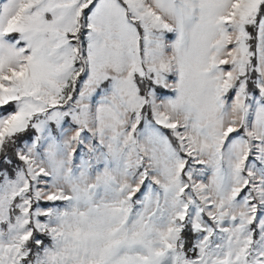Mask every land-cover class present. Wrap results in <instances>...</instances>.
<instances>
[{"label":"snow or ice","instance_id":"1","mask_svg":"<svg viewBox=\"0 0 264 264\" xmlns=\"http://www.w3.org/2000/svg\"><path fill=\"white\" fill-rule=\"evenodd\" d=\"M0 264H264V0H0Z\"/></svg>","mask_w":264,"mask_h":264}]
</instances>
